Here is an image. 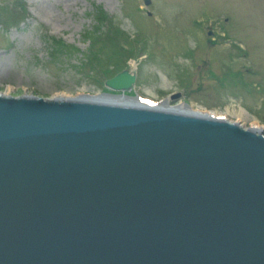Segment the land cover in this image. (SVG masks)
<instances>
[{"label":"water","instance_id":"95a60500","mask_svg":"<svg viewBox=\"0 0 264 264\" xmlns=\"http://www.w3.org/2000/svg\"><path fill=\"white\" fill-rule=\"evenodd\" d=\"M135 81L0 93V264H264V133L104 98Z\"/></svg>","mask_w":264,"mask_h":264},{"label":"rangeland","instance_id":"374dc122","mask_svg":"<svg viewBox=\"0 0 264 264\" xmlns=\"http://www.w3.org/2000/svg\"><path fill=\"white\" fill-rule=\"evenodd\" d=\"M98 9L110 20L92 47L87 32L98 27ZM48 36L96 49L103 62L80 71L81 53L53 59ZM123 70L136 75L129 96L161 102L179 94L171 106L186 102L230 121L237 109L246 116L237 122L257 121L264 133V0H0V93H117L106 81Z\"/></svg>","mask_w":264,"mask_h":264},{"label":"trees","instance_id":"16d2710c","mask_svg":"<svg viewBox=\"0 0 264 264\" xmlns=\"http://www.w3.org/2000/svg\"><path fill=\"white\" fill-rule=\"evenodd\" d=\"M95 19L98 27H96V29L93 30L92 32L90 31L87 32L88 34L87 39L90 41L92 47L95 46L97 43H99L100 39L106 32V31H102V29L99 26L102 27L103 24H107L110 20V17L102 9H98L95 15ZM108 39L109 38H106L104 40V42L107 44H108L107 41ZM46 42L49 45L48 52L51 55V58L53 59L60 58L59 56H65L67 58L77 57V54L81 53L83 58L79 59V64L75 65L76 68H78L80 71L86 69L88 66H91L92 68H96L97 65L101 64L102 60L100 57V53L96 51V49H94V51H89L88 53H84L77 47L75 46L73 47L66 44V42H64L62 39H56L49 36L46 38ZM108 70L109 72H112L111 69Z\"/></svg>","mask_w":264,"mask_h":264},{"label":"bare ground","instance_id":"6f19581e","mask_svg":"<svg viewBox=\"0 0 264 264\" xmlns=\"http://www.w3.org/2000/svg\"><path fill=\"white\" fill-rule=\"evenodd\" d=\"M9 95V94H8ZM101 94H98L97 96H100ZM84 96V95H83ZM96 96V95H95ZM63 96L61 95H56L55 97H52V98H49V99H56V98H61ZM64 98V97H63ZM78 98V97H77ZM105 99H108V100H112V101H117V102H125V101H128V102H136L138 99H135V98H132L129 96V94H126V95H116V96H104ZM154 103V102H153ZM161 103V102H160ZM165 103V104H164ZM167 101H164L162 102V104H164L163 106H168L166 105ZM155 104V103H154ZM175 109H179V110H184V111H200V109L198 110H195L193 109L192 106H187L185 105L183 102H179L176 106H174ZM227 112H229V110H227ZM230 113V112H229ZM216 114V113H214ZM227 114V113H226ZM233 116L236 117L237 121H240L242 119H244L246 116L245 114L243 113V111H239L237 109H234L231 113ZM217 115V114H216ZM227 119V118H226ZM236 121V122H237ZM239 123V122H238ZM252 128H262V126L260 125V123H258L257 121H253L252 124H251Z\"/></svg>","mask_w":264,"mask_h":264}]
</instances>
